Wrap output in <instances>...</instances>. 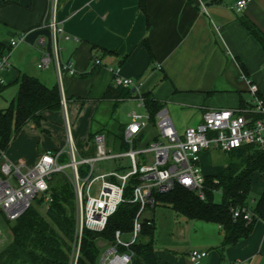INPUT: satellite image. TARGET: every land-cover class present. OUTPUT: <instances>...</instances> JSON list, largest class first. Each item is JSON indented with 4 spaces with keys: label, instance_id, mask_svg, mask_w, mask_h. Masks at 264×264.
I'll use <instances>...</instances> for the list:
<instances>
[{
    "label": "crops",
    "instance_id": "obj_1",
    "mask_svg": "<svg viewBox=\"0 0 264 264\" xmlns=\"http://www.w3.org/2000/svg\"><path fill=\"white\" fill-rule=\"evenodd\" d=\"M236 1L145 0L142 9L139 0H2L0 41H22L10 49L11 66L1 73L0 92L10 90L12 100L18 76L26 73L49 87L57 85L62 105L42 111L39 125L22 127L0 152V165L32 166L46 151H62L60 160L67 158L66 121L80 154L89 155V132L104 129L115 137L124 126L117 122L118 108L138 107L140 95L166 108L178 133L198 124L208 109L247 106V80L264 99V50L242 22L248 19L264 32V0H248L242 11L235 10ZM53 16L63 29L60 61L72 66L60 77L53 62L37 66L42 53L51 52ZM115 73L133 80L132 95L104 99L110 85L118 86ZM161 206L172 211L173 220L162 236L154 235L157 264H193L188 258L193 249L207 252L199 264H264L263 220L254 222L247 237L222 248L219 224L188 220Z\"/></svg>",
    "mask_w": 264,
    "mask_h": 264
},
{
    "label": "built area",
    "instance_id": "obj_2",
    "mask_svg": "<svg viewBox=\"0 0 264 264\" xmlns=\"http://www.w3.org/2000/svg\"><path fill=\"white\" fill-rule=\"evenodd\" d=\"M247 2L248 0H237L235 10L242 11ZM48 26L51 32V52H43L37 66L45 68L53 62L60 77L61 71L71 72L72 66L70 62L62 64L60 61L58 39L63 29L54 16ZM20 41L22 37L11 39L10 49ZM9 52L10 50L0 56V86L4 85L1 73L11 66ZM94 63L100 64L99 59H94ZM114 82L124 88L134 85L132 79L117 73ZM247 83L251 94L247 106L208 109L204 111L198 124L186 128L183 133L176 131L166 108L160 107L152 118L146 98L138 96L137 106L142 111L131 110L128 113L130 121L119 141L120 144L127 145L126 149L118 147V150H113L106 134L95 132L92 137H88L89 146L94 147V154L81 155L70 133L69 122L66 121L67 162L61 163L62 151H46L32 166L8 162L0 165V211L7 221H14L33 204L37 196L42 199L43 207L48 208L52 202L49 185L51 176L63 173L73 186L76 202L75 237L69 264H79L84 229L103 231L108 218L124 201L139 205L133 227L129 232L116 230L112 240L99 239L100 251L95 263L131 264L134 255L131 246L141 232V215L146 208L156 205L154 192H167L180 185L194 191L200 199H205L201 152L209 149L226 152L243 145L264 150V99L258 94L256 84L249 80ZM102 160H112L115 168L95 174L99 170L96 163ZM82 166L87 168L84 174L81 173ZM66 168L71 170L69 175L65 173ZM132 179L136 181L131 184V194L126 200L125 190ZM256 201L257 199L251 198L249 206L233 209V217L242 216L250 221L254 214L251 206ZM206 256V251L193 249L188 258L193 264H199Z\"/></svg>",
    "mask_w": 264,
    "mask_h": 264
},
{
    "label": "trees",
    "instance_id": "obj_3",
    "mask_svg": "<svg viewBox=\"0 0 264 264\" xmlns=\"http://www.w3.org/2000/svg\"><path fill=\"white\" fill-rule=\"evenodd\" d=\"M144 2L145 0H139L142 9ZM242 22L264 50V32L248 19H243ZM9 50V44L0 41V56ZM17 84L16 96L6 108L0 109V152L8 148L14 135L26 124L33 122L39 125L42 111L59 110L62 105V95L57 85L49 87L37 77L26 73L18 76ZM131 95L130 88L110 85L103 97L113 100ZM144 97L147 108L154 118L161 106L147 94ZM104 131V129L90 131L88 135L92 137L95 132ZM118 135L121 140L122 134ZM119 147L126 149L127 145L119 144ZM226 153L228 156L223 169L216 174L205 175V199H200L194 191L180 185L167 192L153 193L156 205L158 203L167 205L188 220H204L219 224L224 235L222 248L247 237L256 220L264 221V187L255 205L251 206L254 214L250 221H246L242 216L233 217L232 212L233 209L250 205L252 176L254 173L264 176V150L243 145ZM88 154H94L93 146L90 147ZM86 169V166H82L81 173L84 174ZM60 174L63 173H54L49 181L52 202L48 208L43 207L42 199L39 198L14 221H8L11 224L12 237L11 242L0 251V264H69L75 237L76 202L73 186L66 175L63 174L65 176L63 182L51 184L55 176ZM135 181L132 179L127 186L125 199L130 196L131 184ZM217 194L220 195L219 201L214 199ZM138 209V204L124 201L108 218L103 231L93 232L84 229L79 264L95 263L100 251L99 239L112 240L116 230L131 231ZM155 228L154 218L141 219L140 235L131 246L134 251L131 264H157L153 243Z\"/></svg>",
    "mask_w": 264,
    "mask_h": 264
},
{
    "label": "rangeland",
    "instance_id": "obj_4",
    "mask_svg": "<svg viewBox=\"0 0 264 264\" xmlns=\"http://www.w3.org/2000/svg\"><path fill=\"white\" fill-rule=\"evenodd\" d=\"M3 90L4 89H2L0 92V109L6 108L9 105L11 98H12V96L9 94L10 90H8V92L6 93H3L2 92ZM133 109L137 111H142L141 108H138L135 105H129V103H124L122 106L118 108V111H117L118 121L117 122L118 124L121 123L124 126H122L121 130L115 131L114 134L116 135V137L110 138L112 134H108L106 133V131H104V133L106 134L108 144L111 145L112 143L114 145V146L112 145L113 150H118V147L120 144L118 143L119 142L118 140H120L119 139L120 137H117V136H119L118 134L122 133V130L125 128L127 123L130 121V119L127 117V112ZM118 124L115 122L114 126L117 125L118 127L119 126ZM112 139H114L116 142L113 141ZM227 156L228 155L226 152L221 151L219 149H209V150L201 152L200 164H201L203 173L213 175V173H216L220 171L221 169H223V167L225 166L226 160H227ZM64 162H67V158L61 159V163H64ZM125 162L129 163V161L127 160H125ZM114 165L115 163L112 160L98 161L96 163V167H98L99 170L96 171L95 174H98L104 171L113 170L115 168ZM70 171L71 170L69 168L65 169V173L68 175L70 174ZM64 175L60 174V175L55 176V179L53 180V182H51V184H57V183L63 182V178L65 177ZM263 186H264V176L258 173H254L252 176L251 198L257 199L259 197L260 191ZM39 198L40 196H37L34 199L33 204L36 203ZM214 199L215 201H219L220 195L217 194ZM158 204L160 205L156 206L154 210H152L151 208H146L141 215V218L146 217L148 214L154 215L155 226H156L155 231H154L155 239H157V237L162 236V234L167 230L168 226L173 220L172 211L161 206L164 204L162 203H158ZM75 215H76V210H75ZM10 227H11V224H9V222L5 219L4 213L0 211V251L4 249L9 242H11L12 235H11ZM124 237L127 238V236H124ZM94 264H97V263H94Z\"/></svg>",
    "mask_w": 264,
    "mask_h": 264
},
{
    "label": "water",
    "instance_id": "obj_5",
    "mask_svg": "<svg viewBox=\"0 0 264 264\" xmlns=\"http://www.w3.org/2000/svg\"><path fill=\"white\" fill-rule=\"evenodd\" d=\"M134 90H135V89L133 88L132 91L134 92Z\"/></svg>",
    "mask_w": 264,
    "mask_h": 264
}]
</instances>
